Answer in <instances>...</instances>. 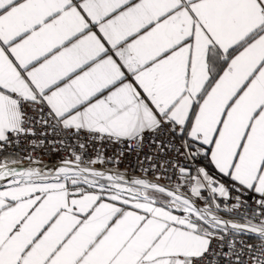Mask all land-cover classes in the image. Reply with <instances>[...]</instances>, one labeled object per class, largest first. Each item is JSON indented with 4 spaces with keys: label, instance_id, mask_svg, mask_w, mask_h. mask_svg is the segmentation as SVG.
<instances>
[{
    "label": "snow or ice",
    "instance_id": "obj_1",
    "mask_svg": "<svg viewBox=\"0 0 264 264\" xmlns=\"http://www.w3.org/2000/svg\"><path fill=\"white\" fill-rule=\"evenodd\" d=\"M0 264H264V0H0Z\"/></svg>",
    "mask_w": 264,
    "mask_h": 264
},
{
    "label": "built area",
    "instance_id": "obj_2",
    "mask_svg": "<svg viewBox=\"0 0 264 264\" xmlns=\"http://www.w3.org/2000/svg\"><path fill=\"white\" fill-rule=\"evenodd\" d=\"M97 147H101V146L97 145ZM103 150L106 151L107 156L111 157L114 153H117L120 151V146H118V145H105V146H103ZM132 159H133V157H131V156L127 157L125 160V163H127L128 161H131ZM43 162L45 164L50 163L47 157H43ZM123 167H124V165H121V168H123Z\"/></svg>",
    "mask_w": 264,
    "mask_h": 264
}]
</instances>
